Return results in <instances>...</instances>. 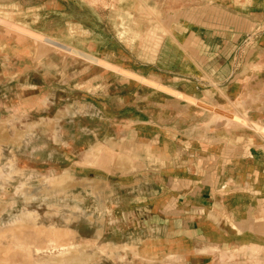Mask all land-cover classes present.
I'll use <instances>...</instances> for the list:
<instances>
[{
  "label": "rangeland",
  "instance_id": "obj_1",
  "mask_svg": "<svg viewBox=\"0 0 264 264\" xmlns=\"http://www.w3.org/2000/svg\"><path fill=\"white\" fill-rule=\"evenodd\" d=\"M200 2L0 0V264L162 256L108 226L131 201L125 177L140 175L132 155L152 139L140 101L190 60L174 16Z\"/></svg>",
  "mask_w": 264,
  "mask_h": 264
},
{
  "label": "crops",
  "instance_id": "obj_2",
  "mask_svg": "<svg viewBox=\"0 0 264 264\" xmlns=\"http://www.w3.org/2000/svg\"><path fill=\"white\" fill-rule=\"evenodd\" d=\"M246 1L204 0L174 16L188 66L140 101L156 138L132 155L140 175L125 177L131 201L108 227L164 249L149 264H264V0Z\"/></svg>",
  "mask_w": 264,
  "mask_h": 264
}]
</instances>
